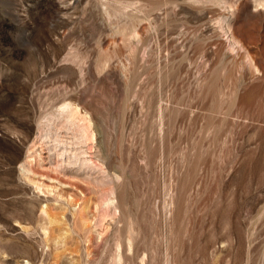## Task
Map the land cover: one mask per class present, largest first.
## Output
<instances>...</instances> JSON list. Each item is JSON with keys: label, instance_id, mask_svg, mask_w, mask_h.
Masks as SVG:
<instances>
[{"label": "rangeland", "instance_id": "374dc122", "mask_svg": "<svg viewBox=\"0 0 264 264\" xmlns=\"http://www.w3.org/2000/svg\"><path fill=\"white\" fill-rule=\"evenodd\" d=\"M0 264H264V0H0Z\"/></svg>", "mask_w": 264, "mask_h": 264}, {"label": "bare ground", "instance_id": "6f19581e", "mask_svg": "<svg viewBox=\"0 0 264 264\" xmlns=\"http://www.w3.org/2000/svg\"><path fill=\"white\" fill-rule=\"evenodd\" d=\"M73 112V111H72ZM71 112V113H72ZM75 113V112H74ZM70 114V113H69ZM70 119V118H69ZM81 119V118H80ZM85 121V120H84ZM79 123V122H78ZM82 123V122H81ZM86 124V123H85ZM85 124H83V125H85ZM88 126H86V127H83V129H82V131L83 132H85V133H88V131H89V129L87 128ZM81 128V127H80ZM87 135V134H86ZM84 137H85V134H84ZM121 260V259H120Z\"/></svg>", "mask_w": 264, "mask_h": 264}]
</instances>
